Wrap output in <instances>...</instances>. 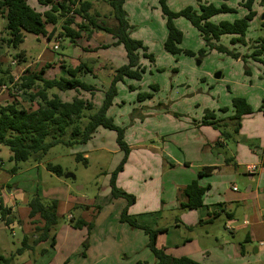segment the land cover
<instances>
[{
    "label": "rangeland",
    "instance_id": "rangeland-1",
    "mask_svg": "<svg viewBox=\"0 0 264 264\" xmlns=\"http://www.w3.org/2000/svg\"><path fill=\"white\" fill-rule=\"evenodd\" d=\"M197 1L168 0V5L171 10L178 12L188 6H196ZM201 1L206 2L208 0ZM241 1L230 0L233 6L240 9V12L243 10L239 7ZM230 2L229 4H231ZM30 4L42 13L48 9V7L38 5L36 0H30ZM125 9L130 20L131 38L142 41L147 48L146 53L152 54L155 61L151 62L149 58L143 56L145 51H140L141 66L146 70L142 80L128 79L127 83L117 86L119 88L118 95L115 97L113 108L108 114L117 126L124 128L125 142L130 150L125 166H128L127 168L132 176L129 174L121 178L119 184H129L132 188L134 185L137 189V194L134 195L138 198L143 190L156 188V200L159 198L161 201L170 204L176 198V195L175 190L167 184L174 176L178 177V174L166 176H163L162 172L155 174V172L162 170V163L159 169L153 168L152 171L154 163H151V161L154 159H141L143 150L151 151L154 154L149 155V157H157L160 161L162 149L168 155L173 156L178 155L180 149L185 152L187 146H199L202 151L204 148L202 149L199 144L200 138L197 132L192 130V127L195 121L201 124L207 111L213 112L216 116L218 115L217 117L220 119H226L225 121L229 124L227 132L231 133L232 136L226 139V143L220 145V147H218L219 144L212 147L213 156L221 154L223 157L228 158L233 155L232 151H236L237 143L246 146L248 149L258 146L252 140L247 142L245 134L239 135V133L231 131L233 126L228 119L234 115L232 99L235 96H232V93L234 94L236 90L235 83H241L242 78L245 76L250 77L249 71L253 66L259 67L264 76V63H254L251 60H248L247 64L244 61L242 63L236 62L231 57L220 54L215 50L209 51L206 56H200L201 49H205L204 42L197 29L183 17L175 21L177 27L184 34L181 48L191 51L193 55L173 56L164 49L168 30L166 19L156 1L129 0ZM256 9L264 10L260 6H256ZM109 10L111 11L109 5L102 1H96V3L94 2L92 14L96 16L101 25L109 26L106 22H103V19L110 17ZM242 17V13L238 15L223 14L212 18V21L219 23L221 21H234ZM76 18L77 24H81L82 19L78 16ZM6 23L5 18H0V60L5 67L11 70L15 78L27 75L28 70H40L48 64L53 66L48 71L55 74L54 57L71 56L73 49L69 39H66V41L60 39L59 50H54L53 44L56 42V38L49 42L44 37H37L32 34H27L25 42L18 48H8L6 43L1 41L5 37ZM58 26L60 28L61 25ZM48 29L52 30V26L49 25ZM92 32L90 38L83 32L81 37L75 40L78 49L69 61L71 59L73 61L78 60L81 57L93 60L96 57L93 47L104 43V41L103 37H93V35L99 33L103 35L105 32L93 29ZM259 35H264V29L258 20H253L250 22L246 41L250 43V40L259 37ZM231 39L230 36H224L220 43L229 49L246 51L247 54L253 49L252 42L248 48V43L246 46L239 43L232 45ZM83 48H87L88 51H84ZM19 52L24 53L26 62L23 64H19L14 59V56ZM61 59L63 58L61 57ZM262 60L264 61V58ZM14 61L17 62V65H12ZM58 63L64 64L63 60ZM60 74L58 77H60ZM217 74H220V78L215 77ZM256 81L259 83L258 87L264 88V78ZM153 86H157L158 90L154 89ZM133 87L134 90L131 89ZM104 91L103 93H95L93 97L87 93L84 95L92 99L96 107H100L105 97ZM20 94L18 91L6 89L0 94V104L19 99L24 106L30 107L31 103L28 101V96L24 95L20 99ZM139 95L147 97L139 99ZM60 96L64 101H72L76 94L75 92H66L61 93ZM227 98L229 99L228 103ZM253 105H255L254 102ZM258 109H264L263 100L260 107L255 106V114L251 120H264L263 114H259ZM188 123L189 126L186 127ZM247 125L246 130H248ZM139 142L143 144L140 145ZM138 144L139 149H133L130 146ZM141 146H149V148H142ZM151 146H155L160 150L157 152L150 148ZM10 153L8 147H0V181L7 182L10 186H18L21 191L28 193L30 197L38 195L45 203L52 201L50 195H47L49 197L45 195L46 192L56 197L59 205L58 224L55 228L57 236L54 246L50 243L42 244L40 248L38 247L39 249L33 247L18 255L16 252L23 246L25 232L18 225L8 227L5 221H1L0 215V264H7L4 259L11 256H13V260L10 264H87L86 256L92 230L88 227L69 229L72 227L67 218L68 215L70 216L69 213L75 214L76 220L82 217V212L78 209L75 211H73V208L68 210L70 208L69 198L78 203L91 204V202L103 201L105 196L109 195L111 176L124 159V151L117 143V134L114 131L101 128L93 139L86 144L55 146L40 160L37 157H32L27 162L19 163L15 175L10 173L15 168V163L10 161ZM79 156L86 159V163L83 160H78ZM47 163L60 165L64 176L58 177L49 172L46 169ZM67 174H73L76 179H65ZM158 177H162L165 181V191L159 187L161 183H157ZM138 178L141 179L134 183V179ZM140 181L146 183L140 187L139 191ZM147 194L145 193L144 197H147ZM177 213V210L163 211L158 217L160 220L159 226L168 224L170 218L176 216ZM29 225L31 227H26V229H30V232L26 236L30 237L29 242L33 244V240L37 239L38 231L35 230L36 226L32 223V220L29 221ZM140 231L139 262L150 264L154 258L148 247V236L144 231ZM112 241H114V238ZM87 243L88 248L86 247ZM132 259L134 260V256ZM132 259L126 260V263H131Z\"/></svg>",
    "mask_w": 264,
    "mask_h": 264
},
{
    "label": "trees",
    "instance_id": "trees-1",
    "mask_svg": "<svg viewBox=\"0 0 264 264\" xmlns=\"http://www.w3.org/2000/svg\"><path fill=\"white\" fill-rule=\"evenodd\" d=\"M40 6L48 7L46 11L39 12L36 7L30 4V0H0V18L6 19L4 41L8 48H18L26 39L27 34L37 37H44L51 42L53 39H69L72 45L76 46L75 40L85 32L90 38L93 30L103 31L111 35L115 40L114 45H123L125 48L128 63L116 70L112 80L105 91V97L100 107H96L92 99L85 97V93L91 97L97 91L96 86L88 84L80 79L82 75L92 73L87 70L85 65L76 68L62 65L61 69L66 71L65 76L46 77V72L53 67L52 64L45 65L37 71H27V75L22 76L16 82L11 70L5 67L0 60V87L9 86V90L18 91L20 99L26 95L30 101V107L24 106L19 99L0 104V147H8L11 152L10 161L15 163L12 170L15 173L18 164L27 162L32 157L41 159L53 147L58 145L73 146L75 144H86L92 140L99 128L114 131L117 134L118 146L124 151V159L120 166L113 172L110 180L111 196L126 200V206L121 212L120 222L128 224L132 229H140L148 236V247L155 260L154 264H201L188 257H173L166 253L157 245L158 235L167 232V229H152L140 224L136 218L128 213L130 206L136 202L135 196L128 194L117 187V179L123 170L129 156V146L125 142L124 128L117 126L113 119L108 116V111L112 107L115 97L118 95V84L124 83L126 79L142 80L146 70L141 66V52L145 51L144 57L154 62V56L146 53L147 48L140 40L131 38V25L125 10V3L128 0H36ZM102 1L110 6V17L114 18L118 25L111 28L101 25L92 10L94 2ZM166 19L168 30L167 38L164 42V49L173 56L193 55L191 51L181 48L184 34L177 27L176 19L183 17L197 29L204 42L205 49H201L200 56H206L209 51H217L233 59H241L246 62L251 58L257 62L264 63V36L258 37L254 41L253 49L250 54L242 55L236 49H229L222 45L221 39L230 36L231 44L247 45L246 37L250 22L258 17L256 6L264 8V0H242L239 7L246 14L234 21H221L214 23L212 18L219 15L239 14V8L228 4L230 0H217V2L197 1L196 6H188L178 12L171 10L168 0H156ZM82 19L81 24H77L76 16ZM264 28V21L260 22ZM52 26L49 32L48 26ZM58 25H61L60 28ZM92 29H91V28ZM58 33V34H57ZM58 36V37H55ZM88 51L87 48H83ZM14 59L23 64L26 62L24 53L19 52ZM86 69V70H85ZM158 90L157 86H153ZM134 90L135 88H131ZM75 92L76 96L72 101H64L60 94ZM23 94V95H22ZM147 96L139 95V99ZM34 107V108H33ZM234 115L228 120L233 126L232 130L239 133L243 117L254 113L253 108L245 98L234 97L232 99ZM226 110V109H225ZM224 110V111H225ZM228 110V109H227ZM226 119L218 118L213 112H206L201 125L211 126L218 130L224 141L231 138V133L227 132L228 123ZM78 160L86 159L79 156ZM231 161V160H229ZM216 167H205L199 176L210 175ZM46 169L63 177L64 172L60 165L46 164ZM207 187L199 186L197 181H193L183 191L186 202L182 203L181 209H197L203 205ZM27 206L30 209L29 219L36 226L38 231L37 239L30 244V237L24 236L23 246L17 250L20 255L25 250H30L35 246L50 243L56 244L55 228L58 224V201L52 199L45 203L38 195L30 197ZM9 209L0 205L1 221L6 225L11 223L7 219ZM7 219V220H6ZM72 228L81 229L94 227L93 223L76 218L72 215L69 220ZM88 248V243L86 245ZM13 256L4 259L10 264ZM138 264H147L139 262Z\"/></svg>",
    "mask_w": 264,
    "mask_h": 264
},
{
    "label": "crops",
    "instance_id": "crops-1",
    "mask_svg": "<svg viewBox=\"0 0 264 264\" xmlns=\"http://www.w3.org/2000/svg\"><path fill=\"white\" fill-rule=\"evenodd\" d=\"M128 1H126L124 7ZM208 1L217 2V0ZM229 5L235 7L232 3ZM256 11L258 17L255 20L260 23L264 10L256 9ZM241 13L243 16L246 14L244 10L240 12L239 9V14ZM103 20L111 28H116L118 25L112 17ZM48 30L51 31V29ZM103 35L101 33L93 35V37H103L104 41V43L93 47L96 56L93 60L81 57V59L74 61L71 59L69 61L78 49L77 46L71 45L73 49L71 56H61L64 64L58 63L61 57H54L53 64H55L56 73L51 74L47 71L45 76L49 78L53 75L58 77L61 73L60 76L67 77L66 71L61 69L62 65L68 64L67 66L71 68L85 65L86 69L91 70L92 73L82 75L80 79L96 86L99 90L96 93L106 91L116 70L126 65L128 59L123 45H114L116 40L111 35L107 33ZM257 38L250 40V43L247 42L249 44L248 48L251 46V42L254 45ZM238 52L247 55L246 51ZM251 52L252 50L248 54ZM261 58L263 59L264 56ZM248 60L260 63L247 59L246 64ZM236 62L242 63L243 61L237 59ZM249 74L250 77H243L241 83H235L236 90L234 94L232 93V96L245 98L254 111L255 106L260 107L262 100L264 102V88L258 87L259 83L256 81L257 79H263L264 76L257 66H253ZM127 80L123 84L127 83ZM121 84L119 83L118 86ZM261 91L262 93H260ZM226 100L228 103L229 99ZM253 102L255 105H253ZM112 108L109 109L108 114ZM258 112L264 116V109H258ZM254 114L255 112L243 117L239 135L245 134L247 142L252 140L259 147L255 146L253 149H248L246 146L237 143L236 151H232L233 155L228 158L223 157L221 154L213 156L211 152L212 147L216 144H219L218 147H220V145L226 143L220 132L211 126L196 123V121L192 130H195L200 138L199 144L202 149L204 148L202 151L199 146H187L185 152L180 149L179 154L173 156L168 155L162 149L161 162L157 157H149L154 153L143 150L141 159H154L151 161V163H154L152 171L159 169L162 163V170L155 172V174L161 172L163 176L178 174V177L172 176V180L167 184L175 190L176 195V198L170 204L161 201L159 198L156 200V188L143 190L138 198L135 196L137 189L134 185L133 188L129 184L120 185L121 178L129 174L132 176L127 168L128 166H125L119 174L118 189L136 198L135 204L129 207L128 213L142 225L152 229H167V232L158 235L157 245L169 255L177 258L188 257L201 264H264V120H251ZM246 125L248 130H246ZM188 126L189 123L186 127ZM99 129L95 134L99 132ZM130 146L133 149H139V144ZM141 147L149 148V146ZM150 148L157 152L160 150L155 146ZM252 166L257 167L253 172L249 170ZM205 167L216 168L210 175L199 176V172ZM12 170L10 173L15 175ZM158 178L157 183H161L159 187L165 191V181L162 177ZM140 179H134V183H137ZM193 181H197L201 187L208 188L203 205L197 209L183 210L181 205L186 202L183 191ZM144 183L146 182H139V191ZM234 186L237 187V190H233ZM145 193H149L147 197H144ZM45 195H50L51 199H56L49 192H46ZM29 199L28 193L21 191L18 186H10L9 183L0 181V205L2 204L3 207L9 209L6 218L11 219L8 227L11 225L20 226L25 232L24 236L30 232V229L28 230L26 227H31L29 225L30 209L27 206ZM104 200L85 204L78 203L75 200L72 201L69 198L70 208L68 210L73 208V211H75L78 209L82 212L81 218L83 220L94 224L86 256V261H90V263L87 262V264H127L126 260L132 259L133 256L134 260L132 259L131 263L128 264H138L139 233L141 231L140 229H132L129 225L120 222L121 212L127 202L122 198H113L111 190ZM172 210H177V215L171 217L168 224L159 226L160 220L158 217L162 212ZM69 214L70 216L67 217L69 220L72 215L76 217L75 214ZM69 229L72 230L73 228L70 227ZM113 238L114 241H112ZM41 245L35 246V248L39 249ZM154 262L155 260L152 259L150 264H154Z\"/></svg>",
    "mask_w": 264,
    "mask_h": 264
},
{
    "label": "built area",
    "instance_id": "built-area-1",
    "mask_svg": "<svg viewBox=\"0 0 264 264\" xmlns=\"http://www.w3.org/2000/svg\"><path fill=\"white\" fill-rule=\"evenodd\" d=\"M59 41H60V39H56V42L53 44V49L54 50H59V48H60ZM59 61H62V59H59L58 62ZM12 65H17V62L16 61L12 62ZM18 79L19 78H15L14 82H16ZM9 88L10 87L9 86H6V85L1 86L0 87V94H1V92H4V90H6V89L9 90ZM256 168H257L256 166H252V167L249 168V170L253 172V171L256 170ZM233 190H237V187L234 186L233 187Z\"/></svg>",
    "mask_w": 264,
    "mask_h": 264
},
{
    "label": "water",
    "instance_id": "water-1",
    "mask_svg": "<svg viewBox=\"0 0 264 264\" xmlns=\"http://www.w3.org/2000/svg\"><path fill=\"white\" fill-rule=\"evenodd\" d=\"M261 21H264V13L261 16ZM215 77L220 78V74H217ZM65 179L75 180L76 177L73 174H67V175H65Z\"/></svg>",
    "mask_w": 264,
    "mask_h": 264
}]
</instances>
